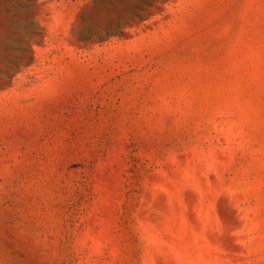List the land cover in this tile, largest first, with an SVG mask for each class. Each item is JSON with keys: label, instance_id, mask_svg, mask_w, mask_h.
<instances>
[{"label": "rangeland", "instance_id": "1", "mask_svg": "<svg viewBox=\"0 0 264 264\" xmlns=\"http://www.w3.org/2000/svg\"><path fill=\"white\" fill-rule=\"evenodd\" d=\"M0 264H264V0H0Z\"/></svg>", "mask_w": 264, "mask_h": 264}]
</instances>
